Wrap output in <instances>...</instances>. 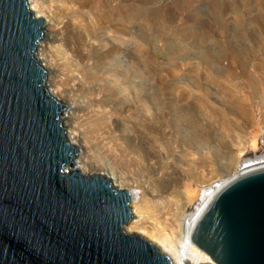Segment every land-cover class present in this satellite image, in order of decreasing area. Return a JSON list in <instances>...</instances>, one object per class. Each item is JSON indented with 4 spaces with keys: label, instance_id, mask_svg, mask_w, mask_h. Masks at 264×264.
<instances>
[{
    "label": "water",
    "instance_id": "water-1",
    "mask_svg": "<svg viewBox=\"0 0 264 264\" xmlns=\"http://www.w3.org/2000/svg\"><path fill=\"white\" fill-rule=\"evenodd\" d=\"M44 28L27 0H0V264H172L126 233L131 193L73 165L65 106L34 57ZM190 240L211 264H264V169L223 187Z\"/></svg>",
    "mask_w": 264,
    "mask_h": 264
},
{
    "label": "rangeland",
    "instance_id": "rangeland-1",
    "mask_svg": "<svg viewBox=\"0 0 264 264\" xmlns=\"http://www.w3.org/2000/svg\"><path fill=\"white\" fill-rule=\"evenodd\" d=\"M117 1L124 10L134 9L137 56L129 44L110 62H117L124 74L135 66L137 82L150 84L153 102L149 123L139 118L134 125L127 106L121 120L112 122L128 139L121 140L122 147L131 145L127 150L136 163L123 170L114 167V172L125 178L121 190H139L149 204H158V191L170 189L164 196L173 192L167 200L178 211L175 223L182 224L207 186L232 176L244 160L264 155V0ZM42 3L52 11L60 4ZM62 30L56 32L55 43L44 40L52 43L54 52ZM145 106L138 105L136 113ZM83 151L93 155L89 176L108 173L100 168L104 162L99 152L88 147ZM147 219L143 225L159 231L155 221Z\"/></svg>",
    "mask_w": 264,
    "mask_h": 264
},
{
    "label": "bare ground",
    "instance_id": "bare-ground-1",
    "mask_svg": "<svg viewBox=\"0 0 264 264\" xmlns=\"http://www.w3.org/2000/svg\"><path fill=\"white\" fill-rule=\"evenodd\" d=\"M57 1L60 4L52 11L42 2L38 4L37 1L27 0L30 11L36 18H41L45 22L43 39L39 42L34 57L46 72L45 86L49 95L65 106L61 115L62 126L66 131L65 137L78 152L73 165L81 175L89 176L88 172L93 167V155L90 154L91 150L87 154L83 149L91 148L96 151L95 153L99 152V155L103 156L100 157V161L104 164L99 165L102 171L108 172L106 175L103 174L104 177L111 182L113 187L121 189L125 178L116 177L114 167H120L123 170L122 168L127 164H132L133 156L131 157L127 150V147L131 146L129 143L125 147L126 150L123 149L121 140L128 141V139L122 135L118 128L120 126H114L112 122L121 120V110L125 106L131 108L129 109L131 110L130 119L134 125L138 123L139 118H144L148 123L152 118L150 84L142 82L144 79L141 84L137 82L139 73L135 66L125 70L127 73L124 74L117 62H110L114 55L129 44L132 46L133 53L136 52L134 56H137L135 48L137 46H135L132 32L137 23L134 9L128 10L125 7L126 10H124L117 0L116 2L113 0ZM58 17L66 21L58 22ZM56 18L58 21H55ZM60 29L64 30H62L60 47L57 46L58 50L55 51L57 53L55 55L52 43L50 44L49 41L45 43L44 40L56 42L55 34ZM146 68L149 69L148 64ZM122 87L126 88V92L122 90ZM69 95H72V100L69 99ZM141 103L146 106L142 107L143 109L137 114V106ZM134 127L136 126L131 128ZM136 132V130L132 131L133 136L138 134ZM197 163H203V161L198 159ZM260 169H264V155L244 160L232 176L207 186L199 195L197 205L193 206L194 209L182 224L175 223L178 219V211H175L171 202L167 200V197L173 195L172 190L171 194L166 196L164 195L170 189L163 190V192L158 191V204L152 202V205L140 196L139 190L126 189L132 196L130 207L133 218L125 227V231L152 241L172 264H184V260L190 264H211L209 258L191 243L190 235L194 224L208 203L223 187L241 175ZM125 171L127 168L122 172ZM171 186L168 187L171 188ZM177 188L179 187L175 190ZM180 200L177 201L178 204ZM162 209L165 212L157 217L156 213L162 212ZM159 217L162 219L160 220ZM149 218L155 221L159 231H154L155 226L151 229L143 225L144 221Z\"/></svg>",
    "mask_w": 264,
    "mask_h": 264
}]
</instances>
